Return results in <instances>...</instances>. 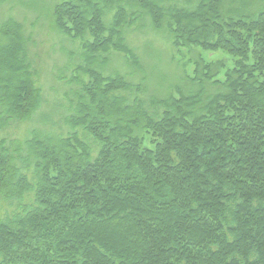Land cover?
<instances>
[{"label":"trees","instance_id":"trees-1","mask_svg":"<svg viewBox=\"0 0 264 264\" xmlns=\"http://www.w3.org/2000/svg\"><path fill=\"white\" fill-rule=\"evenodd\" d=\"M50 19L76 89L40 119L69 131L0 140V264H264V0H57ZM147 23L193 64L175 94L132 79ZM29 39L0 22V131L43 102Z\"/></svg>","mask_w":264,"mask_h":264},{"label":"rangeland","instance_id":"rangeland-1","mask_svg":"<svg viewBox=\"0 0 264 264\" xmlns=\"http://www.w3.org/2000/svg\"><path fill=\"white\" fill-rule=\"evenodd\" d=\"M55 2L57 0H1L0 22L12 18L23 26L25 34L30 37L28 54L39 74L38 86L42 92L43 102L30 121L12 122L6 129L0 131V140L23 141L29 136L30 131L37 128L51 133L62 131L63 135L69 131L67 127L60 125L43 126L40 119L41 115L47 114L54 123L58 122L61 116L67 114L64 106L68 105V98L73 99L71 92L76 89L74 85L67 84L73 75L74 62L68 53H76L78 43L53 29L50 9ZM126 40L142 65V71L136 72L132 79L139 81L144 78L146 93L158 97L169 92L175 94V84L179 83L184 75H192L193 64L184 56L188 54L187 50L173 47L162 34L153 31L148 23L144 27L138 25L127 31ZM200 53L205 61L221 60L227 67L231 66L230 58L221 52ZM107 70L126 75L131 72L127 59L119 53L110 55ZM222 74L223 72L219 78ZM6 210L10 208L6 204H0V217Z\"/></svg>","mask_w":264,"mask_h":264}]
</instances>
